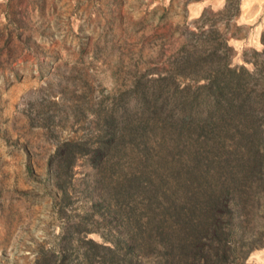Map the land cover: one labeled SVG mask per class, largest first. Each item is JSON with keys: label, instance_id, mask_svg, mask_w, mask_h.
<instances>
[{"label": "rangeland", "instance_id": "obj_1", "mask_svg": "<svg viewBox=\"0 0 264 264\" xmlns=\"http://www.w3.org/2000/svg\"><path fill=\"white\" fill-rule=\"evenodd\" d=\"M262 29L264 0H0V264H264L260 192H239L224 243L185 232L168 253L114 248L113 217L147 99L191 62L261 64Z\"/></svg>", "mask_w": 264, "mask_h": 264}, {"label": "trees", "instance_id": "obj_2", "mask_svg": "<svg viewBox=\"0 0 264 264\" xmlns=\"http://www.w3.org/2000/svg\"><path fill=\"white\" fill-rule=\"evenodd\" d=\"M250 61V70L229 66L226 56L209 70L191 62L179 75L192 81L174 84L167 76L166 88L147 99L144 171L121 184L120 194L129 195L113 211L120 238L114 248L148 254L161 246L168 253L185 232L224 243L227 233L219 228L239 192L253 202L264 195V61ZM109 127L113 134L120 128ZM137 190L144 192L141 209L127 199Z\"/></svg>", "mask_w": 264, "mask_h": 264}]
</instances>
